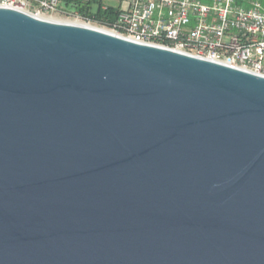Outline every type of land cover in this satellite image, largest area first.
Listing matches in <instances>:
<instances>
[{
	"label": "water",
	"instance_id": "water-1",
	"mask_svg": "<svg viewBox=\"0 0 264 264\" xmlns=\"http://www.w3.org/2000/svg\"><path fill=\"white\" fill-rule=\"evenodd\" d=\"M0 264H264V77L0 8Z\"/></svg>",
	"mask_w": 264,
	"mask_h": 264
},
{
	"label": "built area",
	"instance_id": "built-area-1",
	"mask_svg": "<svg viewBox=\"0 0 264 264\" xmlns=\"http://www.w3.org/2000/svg\"><path fill=\"white\" fill-rule=\"evenodd\" d=\"M82 7L87 19L78 10ZM0 8L92 25L264 77V0H0ZM98 12L114 19L111 29L94 24Z\"/></svg>",
	"mask_w": 264,
	"mask_h": 264
},
{
	"label": "trees",
	"instance_id": "trees-1",
	"mask_svg": "<svg viewBox=\"0 0 264 264\" xmlns=\"http://www.w3.org/2000/svg\"><path fill=\"white\" fill-rule=\"evenodd\" d=\"M81 16H83L84 18H88V9L87 8H78ZM91 19L93 17H90ZM110 18V19H109ZM107 17V15L105 13L102 12H98L95 15V19L93 20L94 24H97L99 27H105L107 29H111L113 26V22L114 19H112L111 17ZM89 20V19H88Z\"/></svg>",
	"mask_w": 264,
	"mask_h": 264
},
{
	"label": "bare ground",
	"instance_id": "bare-ground-1",
	"mask_svg": "<svg viewBox=\"0 0 264 264\" xmlns=\"http://www.w3.org/2000/svg\"><path fill=\"white\" fill-rule=\"evenodd\" d=\"M77 25H83V26H88V27H94V28H97V27H95V26H92V25L81 24V23H77ZM98 29H99V28H98ZM100 30H103V31H106V32H110V31H108V30H105V29H100ZM110 33H112V32H110Z\"/></svg>",
	"mask_w": 264,
	"mask_h": 264
},
{
	"label": "rangeland",
	"instance_id": "rangeland-1",
	"mask_svg": "<svg viewBox=\"0 0 264 264\" xmlns=\"http://www.w3.org/2000/svg\"><path fill=\"white\" fill-rule=\"evenodd\" d=\"M106 3L108 4V5H110L112 2L111 1H106ZM101 29V28H100Z\"/></svg>",
	"mask_w": 264,
	"mask_h": 264
}]
</instances>
